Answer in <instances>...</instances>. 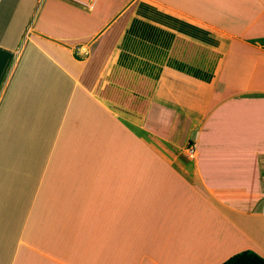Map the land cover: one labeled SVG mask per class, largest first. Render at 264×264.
<instances>
[{
	"label": "crops",
	"instance_id": "obj_1",
	"mask_svg": "<svg viewBox=\"0 0 264 264\" xmlns=\"http://www.w3.org/2000/svg\"><path fill=\"white\" fill-rule=\"evenodd\" d=\"M264 258V0H0V264Z\"/></svg>",
	"mask_w": 264,
	"mask_h": 264
},
{
	"label": "trees",
	"instance_id": "obj_2",
	"mask_svg": "<svg viewBox=\"0 0 264 264\" xmlns=\"http://www.w3.org/2000/svg\"><path fill=\"white\" fill-rule=\"evenodd\" d=\"M222 264H264V258L253 251L246 250L233 255Z\"/></svg>",
	"mask_w": 264,
	"mask_h": 264
}]
</instances>
